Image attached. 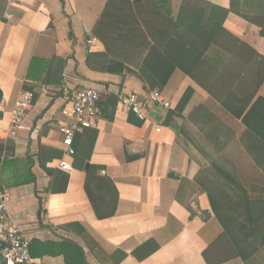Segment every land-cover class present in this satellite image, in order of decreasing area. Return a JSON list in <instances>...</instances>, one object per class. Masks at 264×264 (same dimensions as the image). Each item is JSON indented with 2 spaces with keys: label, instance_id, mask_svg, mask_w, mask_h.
<instances>
[{
  "label": "crops",
  "instance_id": "1",
  "mask_svg": "<svg viewBox=\"0 0 264 264\" xmlns=\"http://www.w3.org/2000/svg\"><path fill=\"white\" fill-rule=\"evenodd\" d=\"M184 1L130 0L139 16L173 22ZM108 2L0 0V191L9 197L8 213L31 243L29 264H66L61 250L73 244L82 249L87 264H206L204 252L224 232L208 197H197L194 215L176 201L190 161L200 168L204 164L198 163L207 161L198 137L211 145L207 118L198 119L194 112L205 109L215 124L235 134L236 164L252 163L242 147L246 127L220 99L235 89L239 98L248 99L260 82L248 109L264 99L263 30L231 13V0H191V5L209 7L224 32L192 76L177 69L157 89L170 103L164 108L149 101L153 79L142 69L146 55L129 54L133 43L113 40L109 35L118 30L100 25ZM116 59L126 60L135 74L108 73ZM234 65L235 79L227 73ZM189 88L194 94L177 115ZM84 89L99 92L103 106L109 95L118 97V103L107 110L99 107L98 125L75 137L72 171L65 173L58 168L65 156L61 127L70 122L69 94ZM25 92L34 93L36 100L12 134L11 114ZM129 95L136 97L145 119L120 104L119 98ZM92 165L106 169L119 193L116 215L106 220L97 219L85 193ZM170 172L181 179H170ZM258 248L247 262L226 264H264V244Z\"/></svg>",
  "mask_w": 264,
  "mask_h": 264
},
{
  "label": "trees",
  "instance_id": "2",
  "mask_svg": "<svg viewBox=\"0 0 264 264\" xmlns=\"http://www.w3.org/2000/svg\"><path fill=\"white\" fill-rule=\"evenodd\" d=\"M190 2L184 1L176 22L165 18L141 17L135 12L130 0L108 2L100 25L110 26L114 32L118 30L116 35H109L114 37L113 40L127 38V41H131L133 44L132 49L127 51L129 54L146 55L142 69L145 75L153 79L152 90L164 88L177 69L192 76L200 67L207 50L224 32L222 22L217 23L210 17L209 7L195 3L191 5ZM230 12L261 28L264 36V0H231ZM110 45L116 46L114 42H110ZM125 61L111 60L107 72L116 75L135 74L125 65ZM61 64L63 68L65 62L61 61ZM229 72L235 79V74H238L235 65L229 68ZM261 84L258 83L255 93L248 99L239 98L237 89L220 99L225 110L246 127L241 141L252 163L242 160L246 158L244 156L236 164L234 156L239 155L234 145L235 134L229 128L215 124L218 121L205 109L194 112L198 119L206 117L208 120V140L213 152L209 155L199 149L207 159L208 166L202 169L190 161L188 175L181 181L176 201L194 215L192 205L196 203L197 197L202 194L208 197L212 213L224 232L204 252L206 264H226L235 259L247 262L264 244V99L259 98L248 109ZM193 94L192 88L186 91L177 108V115L183 114ZM109 96L104 99V106L100 101L101 109L107 110L117 105L118 97ZM2 98L0 91V103ZM105 172L104 167L90 166L84 187L98 220L114 217L118 209L119 193ZM61 254H65L66 264H87L82 249L77 245H65Z\"/></svg>",
  "mask_w": 264,
  "mask_h": 264
},
{
  "label": "built area",
  "instance_id": "3",
  "mask_svg": "<svg viewBox=\"0 0 264 264\" xmlns=\"http://www.w3.org/2000/svg\"><path fill=\"white\" fill-rule=\"evenodd\" d=\"M68 99L71 106L70 122L61 127L65 156L58 162V168L65 173L72 171L70 161L76 156L75 137L86 129L96 127L101 119L99 110L101 96L96 90L73 91L69 94ZM35 100L36 95L32 92L23 93L17 100L11 114L10 131L12 134L18 133L24 124L27 111ZM149 101L155 105L159 104L164 108H170V103L166 101L159 90H153L150 93ZM119 102L141 119H145L134 95L122 96L119 98ZM8 202V195L0 191V264H29L32 262L31 243L9 215Z\"/></svg>",
  "mask_w": 264,
  "mask_h": 264
},
{
  "label": "rangeland",
  "instance_id": "4",
  "mask_svg": "<svg viewBox=\"0 0 264 264\" xmlns=\"http://www.w3.org/2000/svg\"><path fill=\"white\" fill-rule=\"evenodd\" d=\"M200 137H198V141H200V143L202 142L203 144H205V147L204 146H202L203 148H204V150H205V152H207V153H209V155H211L212 154V152H213V149H211V147L210 146H208L206 143H204L203 142V138L201 137L200 139H199ZM203 160V162L202 163H198V164H204V166H202V168H205V167H207L208 166V163H207V161H204V159H202ZM261 243H263V241H261Z\"/></svg>",
  "mask_w": 264,
  "mask_h": 264
},
{
  "label": "water",
  "instance_id": "5",
  "mask_svg": "<svg viewBox=\"0 0 264 264\" xmlns=\"http://www.w3.org/2000/svg\"><path fill=\"white\" fill-rule=\"evenodd\" d=\"M168 177L170 179L177 180V181H179L181 179L180 175L179 174H176L174 172H170L169 175H168Z\"/></svg>",
  "mask_w": 264,
  "mask_h": 264
}]
</instances>
